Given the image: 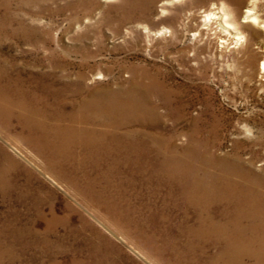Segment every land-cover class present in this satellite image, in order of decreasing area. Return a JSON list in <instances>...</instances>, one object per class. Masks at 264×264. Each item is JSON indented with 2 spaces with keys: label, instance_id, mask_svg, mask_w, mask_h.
<instances>
[{
  "label": "rangeland",
  "instance_id": "374dc122",
  "mask_svg": "<svg viewBox=\"0 0 264 264\" xmlns=\"http://www.w3.org/2000/svg\"><path fill=\"white\" fill-rule=\"evenodd\" d=\"M253 14L264 21V0H0V95L21 89L66 107L87 90H121L144 69L163 90L143 97L130 130L149 146L154 136L178 149L207 139L217 156L264 172V30ZM14 109L0 115V264H173L162 232H176L182 214L166 186L141 174L149 152L65 162ZM102 179L110 199L97 198ZM119 203L131 222L115 220Z\"/></svg>",
  "mask_w": 264,
  "mask_h": 264
},
{
  "label": "bare ground",
  "instance_id": "6f19581e",
  "mask_svg": "<svg viewBox=\"0 0 264 264\" xmlns=\"http://www.w3.org/2000/svg\"><path fill=\"white\" fill-rule=\"evenodd\" d=\"M232 2L239 5L241 0ZM251 18L264 30V21L259 22L254 14ZM259 70L264 72V60ZM162 90L156 75L134 70L123 89L87 90L66 107L48 108L26 97L21 89L5 92L4 97L0 95V115L7 121L14 107L18 109L22 128L33 134L42 148L50 149L65 162L79 156L80 163L92 161L96 167L123 148L149 152L150 156L141 160V174L166 186L174 208L182 214L176 232H162L166 240L162 255L173 264H264V172H255L239 158L217 156L208 148L207 139L191 138L178 149L171 136L162 138V143L159 136H154L148 137L152 142L149 146L144 134L129 129L130 117L145 110L139 105L143 97L161 94ZM73 91L82 94L79 88ZM203 132L211 133L212 128ZM112 161V166L119 163L117 158ZM101 183L97 198L104 194L110 199L113 187L105 179ZM88 188H94V184ZM123 190V186L117 187L118 195L113 194V198L121 202ZM126 208L121 203L115 206L118 224L131 222L125 217Z\"/></svg>",
  "mask_w": 264,
  "mask_h": 264
}]
</instances>
